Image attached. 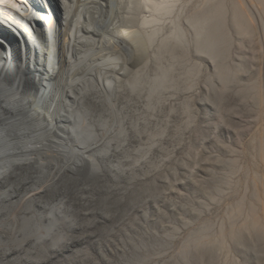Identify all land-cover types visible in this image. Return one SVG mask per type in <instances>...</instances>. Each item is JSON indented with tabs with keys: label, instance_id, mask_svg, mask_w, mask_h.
<instances>
[{
	"label": "rangeland",
	"instance_id": "rangeland-1",
	"mask_svg": "<svg viewBox=\"0 0 264 264\" xmlns=\"http://www.w3.org/2000/svg\"><path fill=\"white\" fill-rule=\"evenodd\" d=\"M142 1L120 102L74 91L90 165L62 125L0 182V264H264V0Z\"/></svg>",
	"mask_w": 264,
	"mask_h": 264
},
{
	"label": "bare ground",
	"instance_id": "bare-ground-1",
	"mask_svg": "<svg viewBox=\"0 0 264 264\" xmlns=\"http://www.w3.org/2000/svg\"><path fill=\"white\" fill-rule=\"evenodd\" d=\"M150 6L142 0H0V182L36 161L35 155L44 153L45 137L62 125L81 144L77 149L67 144L61 151L69 155L63 156L82 160L77 165L67 159L64 169L81 172L90 165L92 139L98 143V136L86 134L83 121L72 120V105L83 101L85 90L75 96L82 89L79 76L85 79L98 68L107 100L97 103L111 108L120 102L128 70L136 79L138 30L141 22L151 21ZM193 24L199 47L200 21ZM107 148L99 160L110 155L111 143Z\"/></svg>",
	"mask_w": 264,
	"mask_h": 264
}]
</instances>
